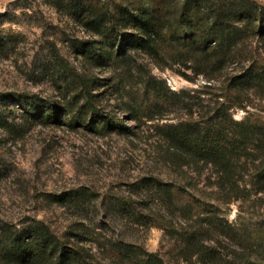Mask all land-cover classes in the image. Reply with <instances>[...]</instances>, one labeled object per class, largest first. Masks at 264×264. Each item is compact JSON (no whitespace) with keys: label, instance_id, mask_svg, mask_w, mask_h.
I'll list each match as a JSON object with an SVG mask.
<instances>
[{"label":"trees","instance_id":"trees-1","mask_svg":"<svg viewBox=\"0 0 264 264\" xmlns=\"http://www.w3.org/2000/svg\"><path fill=\"white\" fill-rule=\"evenodd\" d=\"M49 3L77 21L92 36L91 39H71V48L89 59L90 67L78 68L55 47L51 49V58L45 67L52 69V74H58V82L62 84L59 88L64 94L61 91L56 100H45L29 92L19 94L15 100L25 108V115L28 113L27 116L43 123L98 125L101 131L108 127L118 131L129 129L116 113L107 111L99 103L94 92L95 68L112 67L122 82L134 80V85H125L122 89L127 98L122 106L131 120H139L142 116H147L148 120L162 119L169 110L181 108L189 111L188 116H178L175 122L157 125L164 157L170 167L183 170L187 166L197 172L211 169L215 175L214 184L225 193L226 201L250 190L264 194V118L249 112L238 120L230 111L234 106L246 108L250 95L264 97V64H256L252 47L238 51L241 45L254 39L264 41V4L256 0H49ZM236 54L245 60L254 58L240 74L229 76L236 95H221L227 103L222 101L197 117L193 116V106L203 107L204 103H189L186 99L190 95H185L189 91L171 90L164 80L148 70L142 74V66L138 65L140 58L148 57L157 65L180 68L189 78L193 77L188 71L194 76L218 79L227 73ZM136 68L139 74L135 73ZM135 85L137 90H133ZM8 104L7 101L0 103L2 127L12 125L7 115ZM247 173L252 177L251 189L245 186V191L241 185ZM177 186L176 182L152 175L132 184L131 192L135 196L110 194L104 196L101 204L106 209V218H122L130 227L156 224L168 228L176 219L195 228L176 237L177 264L181 257L184 261H192L193 256L202 264H234L237 260L249 264L243 256L235 260L227 253L224 258L206 242L218 240L219 236L239 241L244 237L216 212L204 218L208 226L206 233L198 228L195 210L204 204L194 200L189 190L186 200H182L181 188ZM97 199V193L88 188L47 196L51 202L86 215L91 211L95 214ZM153 205L158 210L154 211ZM211 210L209 208L208 212ZM72 227L69 237H62L43 219H34L20 228L11 224L3 226L0 229V262L171 264L141 244L112 237L98 241V246L109 256V261L100 260L79 243L85 236L76 226ZM253 241L251 247L259 261L251 264H264V232L260 231Z\"/></svg>","mask_w":264,"mask_h":264},{"label":"rangeland","instance_id":"rangeland-1","mask_svg":"<svg viewBox=\"0 0 264 264\" xmlns=\"http://www.w3.org/2000/svg\"><path fill=\"white\" fill-rule=\"evenodd\" d=\"M256 1L264 4V0ZM73 38L83 40L92 36L77 21L59 12L49 0H0V103L9 102L7 115L12 124L0 126V229L8 224L20 228L34 219H43L62 237L68 236L72 226H76L85 236L79 243L100 260L109 261V256L98 246V241L112 237L141 244L166 263L177 264L176 237L195 228L176 219L173 220L175 226L170 224L168 228L156 224L130 227L122 218H106V209L101 204L104 196L110 194L135 196L131 192L132 184L155 175L176 182L181 188L177 189L183 194L182 200H186L185 194L189 190L194 200L204 204L195 210L198 228L205 232L208 226L204 218L216 212L242 234L244 239L240 241L223 236L218 240H206L222 253L221 256L225 258L229 253L235 260L243 256L249 264L259 261L251 244L260 231L264 232V194L246 191L251 189L250 174H245L241 185L243 189L246 186L247 193L240 192L241 195L226 201L225 193L214 184L215 175L211 169L201 172L187 166L183 170L175 169L164 157L163 140L157 125L175 122L178 116H188L186 108L169 110L162 119L148 120L147 116H142L139 120H131L129 112L122 106L127 99L122 89L125 85H134V80L122 82L112 67H103L94 70L97 76L94 92L99 103L107 111L116 113L129 129L118 131L108 127L101 131L98 125L43 123L27 116V112L25 115V108L15 100L19 94L34 93L45 100L59 99L61 91L64 94L59 88L62 84L58 82V74H52V69L45 67L51 58V49L55 47L78 68L90 67V60L71 48ZM249 47L254 50L256 64H264V41L254 39L241 45L238 51ZM253 61L254 58L245 60L236 54L227 73L218 79L194 76L188 71L193 77L189 78L180 72V68L157 65L148 57L140 58L138 65L142 66V74L148 70L164 80L171 90L189 91L185 94L190 95L186 99L189 103H204L203 107L193 106V116L197 117L222 101L227 103L225 96L236 95L229 76L240 74ZM135 73L139 74V69L136 68ZM137 89L135 85L133 90ZM250 96L246 108H231L234 119H243L249 112L264 118V97ZM78 188L97 193L95 214L92 211L88 215L80 214L71 207L47 200L49 194L67 193ZM209 208L212 209L210 212ZM153 209L158 210L156 205ZM179 264L202 263L193 256L192 261H184L181 257ZM234 264L242 262L237 260Z\"/></svg>","mask_w":264,"mask_h":264}]
</instances>
